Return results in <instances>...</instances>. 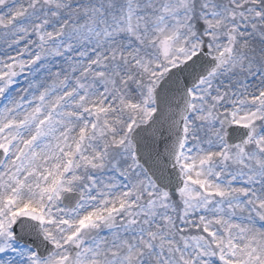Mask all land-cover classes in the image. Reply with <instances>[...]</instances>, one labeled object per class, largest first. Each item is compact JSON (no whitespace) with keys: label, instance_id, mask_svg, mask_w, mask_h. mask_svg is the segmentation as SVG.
<instances>
[{"label":"snow or ice","instance_id":"snow-or-ice-1","mask_svg":"<svg viewBox=\"0 0 264 264\" xmlns=\"http://www.w3.org/2000/svg\"><path fill=\"white\" fill-rule=\"evenodd\" d=\"M0 264H264V0H0Z\"/></svg>","mask_w":264,"mask_h":264}]
</instances>
